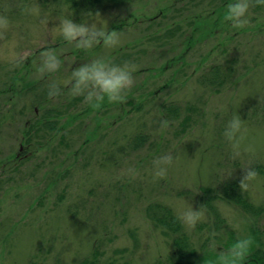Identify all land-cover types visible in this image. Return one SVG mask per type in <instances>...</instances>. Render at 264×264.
Masks as SVG:
<instances>
[{"label":"rangeland","instance_id":"rangeland-1","mask_svg":"<svg viewBox=\"0 0 264 264\" xmlns=\"http://www.w3.org/2000/svg\"><path fill=\"white\" fill-rule=\"evenodd\" d=\"M233 2L0 0V264H177L176 234L153 220L159 208L188 236V263L214 264L249 236L246 260H264V5L252 0L236 28L224 21ZM65 17L117 31L119 46L78 49L56 28ZM49 49L61 68L41 75ZM98 56L137 66L126 102L96 108L71 95L72 70ZM52 82L61 95L49 99ZM234 115L246 130L235 160L223 135ZM165 155L172 163L156 179ZM249 165L258 176L242 192ZM189 205L204 206L194 229L178 219Z\"/></svg>","mask_w":264,"mask_h":264},{"label":"clouds","instance_id":"clouds-1","mask_svg":"<svg viewBox=\"0 0 264 264\" xmlns=\"http://www.w3.org/2000/svg\"><path fill=\"white\" fill-rule=\"evenodd\" d=\"M255 5H264V0H255ZM255 5H253L252 0H235V2L227 4L224 21L236 28L244 27L249 23L250 7ZM42 23H48V21L45 20ZM8 27V19L0 16V38H3ZM56 28L64 41L85 51L100 44L107 48H115L120 44V34L117 31L109 32L103 25L98 26L96 23H74L71 18L65 17L59 21V27ZM40 56L39 73L41 75L56 73L60 70L61 61L54 51L50 49L42 51ZM22 60L23 58L18 62H22ZM136 70L137 66L134 63L115 64L103 56H98L90 62L74 68L66 86L70 88L72 96H83L86 103L96 108H100L105 101L110 104L124 103L127 93L134 85ZM60 95L61 88L58 83L52 82L47 85L49 99H54ZM243 123L244 121L239 115H234L228 121L223 132L225 139L231 146L234 160L243 154L241 142L244 140L243 132L246 131L243 129ZM168 127L169 121H160L161 130H166ZM243 152L252 153L254 149L249 146ZM172 160L171 155L156 158L153 161L154 178L163 179ZM242 170L243 175L240 177L239 187L244 192L249 189L251 182L257 178L258 173L251 165L242 168ZM125 174L135 177L137 172L134 168H128ZM203 207L201 206L199 211H194L189 205L186 210L179 214L178 219L187 229H194L202 219L201 209ZM253 243L254 241L250 236L238 238L227 250L217 251L214 264H245Z\"/></svg>","mask_w":264,"mask_h":264},{"label":"trees","instance_id":"trees-1","mask_svg":"<svg viewBox=\"0 0 264 264\" xmlns=\"http://www.w3.org/2000/svg\"><path fill=\"white\" fill-rule=\"evenodd\" d=\"M41 1L46 4L59 2V3H65L68 5L77 7L78 4L82 2H85L89 4L90 6H95L104 1H109L113 3H121L126 0H41ZM228 185H229L228 188H231L233 194L236 195L235 193L236 187L231 184H228ZM225 195L227 198L230 197L228 193H226ZM237 200L244 207H246V204H248L247 202L245 203L244 201L245 199L243 197L242 198L238 197ZM158 210H160L162 215L161 216L156 215V214L153 215L155 216L153 218L155 226L157 228H162L163 230L165 229V230L174 232L177 236L174 240L175 259L177 260V264H191V263H188L189 262L188 258H190V255L193 254V250L191 249V244H190V240L188 236L182 232L181 224L174 220L173 215L171 214L170 211L161 210L160 208ZM245 264H264V260L262 258L255 257L254 259L246 260Z\"/></svg>","mask_w":264,"mask_h":264}]
</instances>
